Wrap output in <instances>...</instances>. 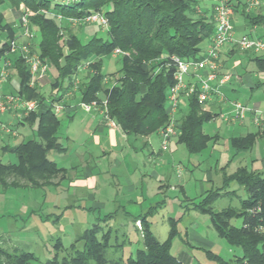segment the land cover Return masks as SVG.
Returning a JSON list of instances; mask_svg holds the SVG:
<instances>
[{"label":"trees","instance_id":"trees-1","mask_svg":"<svg viewBox=\"0 0 264 264\" xmlns=\"http://www.w3.org/2000/svg\"><path fill=\"white\" fill-rule=\"evenodd\" d=\"M6 3L15 12L19 4H23L24 9L34 11L28 15L30 28L37 40L34 49L42 61L54 68L56 89L61 88V92H64V86L70 83L79 66L89 62L93 73L79 84V98L85 102L106 101L108 116L127 139L145 136L169 122L166 96L175 82V66L171 56L201 58L203 41L214 30L213 21L198 13L199 0H0V36L4 33L0 41V56L7 49L8 41L16 37L14 22L7 21L2 11ZM95 11L103 12L108 19L105 38L95 34L83 41L64 20L56 17L79 18ZM21 12L19 10L17 13ZM246 18L251 25L261 27L264 39V13H248ZM116 48L125 54L121 59L120 75L108 85L104 82L101 58L110 55ZM153 61L157 63L153 64ZM254 62L259 70L264 71V58L256 57ZM12 64L17 77L16 93L26 100L38 97L36 86L29 85L30 75L23 60L14 57ZM186 100L187 109L177 120V142L185 147L188 154H198L214 138V135L205 133L202 126L217 114L202 111L196 92ZM37 101L38 109L23 118L29 125H35L34 137L0 147L3 153H12L16 157L15 162L4 163L0 160L2 188L26 186L45 190L57 186L66 177V169L48 156L50 151L65 150L58 139L60 119L44 103V99ZM260 136H264V130L230 137L229 145L233 150L231 159L249 150ZM57 177L59 179L54 183ZM221 180L219 187L206 190L199 201L191 202V206L207 214L217 235L229 245L239 246L242 254L224 259L205 250V255L216 264H264V234L242 227L248 207L260 205L264 211L262 172L241 165L231 174L223 170ZM232 182L243 187L245 198L241 199L238 208L227 206L214 210L216 199L235 193L226 189ZM150 213L148 211L134 219H138L143 226L142 246L125 259L122 255L111 259L107 257V250L111 247L110 230L105 232L99 222L111 219L113 214L108 213L76 237L68 247V255L58 258L57 249L63 245L59 239L56 240V251L44 264H181L170 251L172 240L178 235V219H170L168 236L160 241L150 229L147 219ZM234 218L240 219L238 226L231 224ZM78 242L82 243L80 248L74 246ZM35 258L33 252L17 248L8 250L0 246V264H29Z\"/></svg>","mask_w":264,"mask_h":264},{"label":"rangeland","instance_id":"rangeland-1","mask_svg":"<svg viewBox=\"0 0 264 264\" xmlns=\"http://www.w3.org/2000/svg\"><path fill=\"white\" fill-rule=\"evenodd\" d=\"M215 1L216 0H199V6H205L207 9H212L213 11L212 6L214 5ZM18 8V11L22 8L24 9L23 4H19ZM104 8L105 6L101 9ZM196 9L199 11L200 7ZM24 10H26V13L29 15L34 13V11L30 10L29 8ZM2 11L6 20L9 22L18 19V11H13L10 5L7 3L2 6ZM198 13L200 15H204L203 12ZM210 20L213 21V16ZM66 25H68L72 32L83 41L90 39L95 34L105 38L106 30L108 29L106 27H102L98 23L70 25L67 23ZM241 32L242 34L249 33L251 32V29L248 27H241L239 34H241ZM258 32H260V30ZM3 36L4 33L1 34L0 41L2 40ZM21 38V36H17V40ZM19 41L22 42L21 40ZM33 42H37L36 38H34ZM235 49L240 53L247 52V50L241 51L237 48ZM124 54L125 52L121 51V53H111L110 55H106L101 58V67L105 76L104 82L106 84L111 85L120 75V68L122 65L121 59ZM12 59H14V57H12ZM218 61L220 65V55ZM155 63H157V61H153V64ZM11 65L12 66L9 68L6 81H4L0 87L1 94H17L16 87L9 90V88L6 86L10 83V81H17L15 69L13 64ZM248 71L254 80L260 79L262 80L260 82L264 83V72H260L257 66L253 64L248 68ZM218 72L219 70L217 73ZM92 73L93 72L89 66H86L85 64H82V67L77 69V72L73 74V76L77 78V86H71V83H69L70 85L67 84L64 86L66 87L65 91L71 90L68 98L62 101L64 106L70 107L72 105L78 104V102L81 101L79 98L78 86L87 80ZM225 74L230 76L232 75L230 72H224L222 73V76ZM55 75L56 73L54 68L48 66V71L45 78L38 84L34 83L31 85L36 86L37 93H39V96L34 97L33 99H46L52 96L54 91L62 90L61 88L60 90L56 89L54 78ZM69 86L72 88H69ZM220 94L222 95L221 104L224 108V115H226V112L229 109L230 101H238L243 104L248 101L252 103L254 102L252 99L253 97H249L248 89L239 88L237 93H235L231 91L230 86H225L223 87V91L220 92ZM258 95L259 100L261 102L263 101L262 103H264V94L258 93ZM187 98L188 96L182 95L180 98V104L178 106L179 110L174 114V118L178 124L179 122L177 120H179L181 114L187 109ZM22 99L26 100L25 98ZM74 99L76 100L75 103L71 104V100ZM202 107H204V105H202ZM210 110L213 114L217 113L215 107H212ZM101 111H103V107L99 105L97 107V112L101 113ZM202 111L209 112L206 109H202ZM61 113L58 115L59 119L61 120L58 139L66 149L62 152L50 151L48 156L50 159L55 160L59 166L65 167V175L67 177L73 173V167L78 166L83 162V159L88 157V153L92 154L93 157L95 155H99L100 149H102L101 146H106L108 140L105 139L103 142H101V146H96L94 145L93 133L82 131L81 127L83 126L84 122H81L80 119L84 116L90 117L91 113L84 112L77 108V114L71 123H69L67 117ZM6 115L2 117L1 121L5 124H10V126H12L14 130L17 131V134L13 136L11 133L0 131V138L4 137L7 139V137L10 136L11 138L8 141L9 144L18 143L24 140L26 137L18 133V126L16 125L14 118L13 122L11 121L12 119ZM103 119L105 118L103 117ZM160 129L161 128H158L154 132L148 133L145 136H135L130 138L131 143L137 149V151L130 149V144H126L120 136H117L116 141L119 145L109 153V161L107 162L104 158L96 161V164L99 168L96 170V174L98 175L99 189L101 192L94 195L95 197L93 199L104 203L101 208L90 209V206L93 204V201L91 200L93 199L87 197L83 190H68V187L66 188L68 178L64 179L59 185L61 186L60 189L62 192H55L54 188H47L45 189L46 191H44V189L41 188L26 186H13L8 188H2L0 186V246L8 250L17 248L18 250L33 252L36 258L35 260L29 262V264H44L54 255L56 251L54 248V243L59 239L63 247L57 249L58 258L68 255L70 252L68 247L74 242L76 237L79 236L84 229L90 227L98 219L105 216L106 212L113 210L109 193L112 189H117L118 184L119 186L122 185V182H120L122 178H119L120 181L117 182V178L120 176L116 173L117 169L114 168V160H118L119 162L122 161L125 166H122V168L119 169L123 170V172L121 171L119 173L130 178L132 181H135L138 177H141V174L146 173L149 176L151 171L154 170L152 166H156V172H158L157 165H161L164 162V166H166L165 170L170 171L171 173L170 182L172 184H174L179 179L176 176L175 167L173 164L180 162V164H183L182 166L185 167V169H187V166H189L190 173L193 172V177L187 180V184L189 190H194L195 186H198L197 180L201 177L200 170L195 168L197 161L200 162V160L203 159L204 162H200V169H206L205 160L207 159L209 161L214 159L213 157L215 154H217V150H215L216 152L214 153L211 152L210 146L213 143L217 142L220 147H224L225 145L230 147L229 143L227 144L225 139L231 131H229L228 124L223 120L222 117H220V114H217L213 119L203 124L202 130L209 135H214V138L207 142L208 148H205L198 154H188L185 147L177 142V136L172 138L167 150H162L160 147L159 137ZM28 133V138L34 137V127L32 130H30V132L28 129ZM2 145L3 142L1 140L0 147ZM122 145L125 147L123 148V151H119V148ZM150 151L157 153V156H153L155 157L153 158V163H151L149 160V155L151 154H149ZM0 160L4 163L15 162L16 157L12 153H2L0 150ZM254 162L257 163V166L255 165L252 167L251 164ZM191 164H194V168L191 166ZM239 165H246L250 169H254L256 167L255 169L262 172L264 177V136L257 137L250 150L241 153L240 156L235 159L226 170L224 169L225 166L223 169H219L218 176H222L223 170L227 174H231L228 172H234V168ZM124 167L126 168L127 174L124 173ZM185 169L184 174H186ZM112 173L113 175H111ZM186 177H188V175ZM58 179V177L55 178L53 180L54 183L57 182ZM154 185L156 184L154 183ZM211 188L217 187L212 186L210 189ZM226 189L229 191L234 190L235 193L225 194L216 199L213 203L214 210L218 211L227 206L238 208L241 199L245 198L246 196V192L243 187L234 182L230 183ZM190 196L194 195L191 194ZM181 198L182 197L179 194H176L169 188H164L162 193L157 197L156 200L164 199L166 202V208L164 207L161 209V211H158L154 223L151 226L154 234L159 240H163L166 237V231L168 228L166 221L167 218L176 217L180 214L181 211L177 207L182 202L185 204V201H182ZM177 199L179 201H177ZM197 200L198 199H196V201ZM70 204L71 206H69ZM137 216L126 215V213H123L122 209H119L117 217L111 222L112 227L110 226L109 221H111V219L114 217V214L107 222H99L103 226V230L105 232L107 229L110 230L109 243L111 244V247L107 250V257L109 259L119 256L120 253L122 255V251V258L125 259V257L133 254L137 248L142 246L141 242L143 226L138 219L134 220ZM191 223H193L192 225H195L193 229H191ZM231 224L238 226L240 224V219H232ZM179 230L180 233L178 231V235L173 238L174 241L171 247V252L175 254L180 250H182V252L188 250L190 257L192 258V264H216L215 261L207 258L205 255V250H210L213 253L220 255L224 259H232L234 257L241 256L242 254L241 248L239 246H231L225 239L217 235L207 214L197 213V215H195L194 212H190L184 215L180 223ZM184 230L188 232L189 236L191 233H197L202 241L190 239L192 247L188 248L186 245L188 243L186 242V237L183 232ZM115 233L116 239L114 238ZM81 244V242H78L75 243L74 246L80 248Z\"/></svg>","mask_w":264,"mask_h":264},{"label":"crops","instance_id":"crops-1","mask_svg":"<svg viewBox=\"0 0 264 264\" xmlns=\"http://www.w3.org/2000/svg\"><path fill=\"white\" fill-rule=\"evenodd\" d=\"M232 3H233V7H234V12L232 15V23L234 25L235 34L240 35L239 33H240L241 27L242 28L248 27L251 29V32H249V33H253L252 35H255L258 37H262L261 27L256 26V25H251L249 23L248 19L246 18V15L248 13H250V14L264 13V0H260L258 6L250 5L248 3V0H232ZM199 7H200L199 12H203L204 15L208 19L212 18V16H213L212 9H207V7H205V6H199ZM10 22H14V24H15L14 28H15L16 36H18V31H17V26H16L17 25V19L14 21L12 20ZM259 30H260V32H258ZM241 34H242V32H241ZM209 40H210V34H208V36L205 38V40L203 42L201 54L204 52L205 48L209 44ZM256 57H259L260 59L264 58V52L247 51L245 53H240L235 48L226 45L222 49V51L220 52V60H221L220 62L221 63L219 66V72L217 73V79L210 80V85L213 87H216L217 90L219 91V93L223 91V87H225V86H230L231 91L235 92V93H237V90L239 88L240 89H248L249 97L250 98L253 97L252 99L254 102L252 103V102L248 101L245 104H247L248 106H252V107H263L264 103H262L263 101L261 102L259 100L258 93L264 94L263 93L264 92V89H263L264 83L260 82V81H262L260 79L254 80V78L252 77V75L248 71V68L250 66H252L253 64L255 66H257V64L254 62V59ZM259 71L264 72L261 70H259ZM224 72H230V74H232L231 78L228 82L223 83V84H219L218 79L222 76V73H224ZM187 81H191V77H187ZM13 85H14V87H13ZM6 86L9 88V90L12 88H15L17 86V81H10V83L7 84ZM253 95H255V96H253ZM75 101H76L75 99L71 100V104H74ZM212 107H215L217 110L216 111L217 113H215V114L223 113L224 108H223V105L221 104V98L219 97L218 93H213L210 96V98L205 102L204 107H202V109L203 110L206 109L212 113V111L210 110ZM18 112H19L18 110L11 107L10 110L7 113H5L4 115L7 114L6 116L10 117V119H12L11 121H13V118H14V121H15L16 125L18 126V129H17L18 133L20 135L25 136L26 138L24 140H27V139H29L28 138V135H29L28 129L30 132V130H32V128L34 127V131H35V125H29L28 123H26L24 121L23 118H24V116H26V114H24L23 117H20L18 120H16L18 118L17 117ZM61 114H64L67 117V119L69 120V123H71L72 120L74 119L75 115L77 114V108H73L70 106L66 110L62 111ZM58 115H56V116L58 117ZM80 121L84 122L83 126L81 127L82 131H86L87 133H90V132L93 133L94 145L101 146V142H103V140H105V139L108 140V143L106 144V146H103V145L101 146L102 149H100L99 155H95L93 157L92 154L88 153V157L86 159H83L82 160L83 162L80 163L78 166L73 167L72 168L73 173L70 174L69 176L65 177L64 179L68 178L67 179V186H66V188L68 187L67 188L68 190L69 189L83 190L85 192L84 194L87 197H89L90 199H93L95 197L94 195L99 194L101 192V190L99 189L98 175L96 174V170L99 169L97 164H96V161H99L100 159H103V158L106 159L107 162L109 161V153L112 152L113 149L117 148V146L119 145L118 142L116 141V137L120 136L126 144H130V149H132L134 151H137V149L133 146L130 139H127V137L118 129V126L115 128L108 126L105 119H103V117L101 116V114L99 112L93 111L90 114V117L84 116L83 118L80 119ZM226 123L229 126V131H231L230 134L227 135L226 139H225L227 144L229 143V138L232 136H243L247 133H255L257 131H261L252 124L249 115H247L243 120L226 122ZM60 125H61V120H60ZM91 129H93V130H91ZM107 129H108V131H107ZM59 130H60V126H59ZM59 130H58V133H59ZM218 135H220V134H218ZM10 138H11L10 136H8L7 139H5L4 137H1L0 141L2 140V142H3L2 146L6 145V144L11 145L8 143ZM61 145H62V143H61ZM124 147L125 146L122 145L119 148V151H123ZM216 147H217V149H216ZM207 148L208 147H206V149ZM210 148H211L212 153L216 152L215 150H217V154H215V156L213 157L214 159H211L209 161L207 159L205 160L206 169L205 168L203 170L200 169V167H201L200 162L201 161L204 162L203 159L200 160V162L197 161L195 168L200 170L201 177H200V179L197 180L198 186L197 187L195 186L194 190H189L188 184H187V182H188L187 180H189V179H191V177H193L192 176L193 172H191L192 173L191 174L189 171L190 170L189 166H187V169H185V167L182 166L183 164H180V162L173 164V166L175 167L176 176L179 179L174 184H172L170 182L171 181V177H170L171 173H170V171L165 170L166 166H164V162L161 165L160 164L157 165L158 172H156V168H155L156 166L155 167L152 166L154 170L151 171L149 176L146 173L141 174L140 175L141 177H138L135 181H132L130 178H128L124 175H121L119 173L121 171L123 172V170H119V169H121L122 166H125L122 163V161L119 162L118 160H114L113 161L114 162V168L117 169V171L116 170L115 171L120 176L117 178V182L120 181L119 178H122V180L120 181V182H122V185L119 186V184H118L117 189H115V190L112 189L109 193L110 199H111L110 201H112V209L113 210L110 212H106L105 214H108V213L114 214V217L111 219V221H109L110 226L112 227L111 222H112V220H114L117 217L119 209H122L124 214L126 213V215H130V216H137V215H141V214H144V213L150 211L151 213L149 214L147 219L150 223V229L152 230L151 226L154 223L156 214L158 213V211H161V209H163L166 205V202L164 199H161V200H156V199L162 193V190H164V188H169L173 192H175L176 194H179L182 197L181 198L182 201H185V204H183V202H182L181 204L178 205L177 208H179L181 211L178 216L167 218L166 221H167L168 228L166 231L165 239L167 238L169 230H170V222H169L170 219H178L176 227L180 233L179 227H180V223H181L184 215H186L190 212H194L195 215H197V213L202 214L199 211L192 208L191 202L195 203V202L199 201L201 199L203 193L206 190L210 189V187H212V186L219 187L221 185V181H222L221 176H218L219 169H223V167L225 166L224 169L226 170L230 166V164L235 159H237L241 154V153H239L236 156H234L233 159H231V156L233 155L232 148L228 147L226 145L224 147H222V146L220 147V145L217 142L213 143L210 146ZM247 151H245V152H247ZM149 154H150L149 160L151 161V163H153L154 162L153 158H155L153 156H157V153H155L154 151H150ZM56 164L58 165L57 162H56ZM251 165H252V167H254L255 165L257 166V163L254 162ZM191 166L194 168V164H191ZM239 166H241V165H239ZM244 166H246V165H244ZM60 167H63V166H60ZM237 167H235L234 170ZM63 168L65 169V167H63ZM255 168L254 169L248 168V169L253 170V171H259V170H256ZM184 169L186 170V172H185L186 174H184ZM193 171H194V169H193ZM172 172H173V170H172ZM124 173L127 174L126 168L124 169ZM228 173H232V172H228ZM107 174H108V172H107ZM219 174H221V173H219ZM111 175H113V173ZM187 175H188V177H186ZM151 179H153V180H151ZM63 180H61L57 186L51 187V188H54L55 192H62V190L60 189L61 186H59V185L61 184V182ZM148 183H150V184H148ZM154 183L156 185H154ZM44 191H46V190H44ZM227 191H229V190H227ZM191 194H193L194 196H190ZM196 199H198V200L196 201ZM91 201H93V204L90 206V209L91 208H93V209L101 208L104 205L103 202H100V201H97L94 199ZM177 201H179V200L177 199ZM69 206H71V204ZM69 206H67V207H69ZM192 224L193 223H191V226H192L191 229H193L195 227V225H192ZM152 232H153V230H152ZM183 232H184L185 237H186V242L188 243V244H186L188 248L192 247L190 239H194L196 241H202V239H200V236L197 233L196 234L191 233V235L189 236V234L186 230H184ZM153 234H154V232H153ZM165 239H163V240H165ZM163 240H160V241H163ZM173 241H174V239L172 240V244H173ZM171 254L174 255L180 261L181 264H192V258L190 257L188 250H185L184 252H182V250H180V251H177L175 254H173L171 252ZM122 255H123V251H122Z\"/></svg>","mask_w":264,"mask_h":264},{"label":"built area","instance_id":"built-area-1","mask_svg":"<svg viewBox=\"0 0 264 264\" xmlns=\"http://www.w3.org/2000/svg\"><path fill=\"white\" fill-rule=\"evenodd\" d=\"M259 0H248L250 5H258ZM17 19L18 36L21 39L17 40V36L10 39L7 43V49L0 56V87L9 73V68L12 66V57H19L27 66L30 81L29 85L38 84L42 81L48 71V63L42 61L38 53L34 49L35 32L30 28L28 13L22 8ZM234 7L232 0H216L213 5V24L214 30L210 35L209 44L202 53L199 59H182L178 56H171L175 71L173 74L174 84L169 87L166 96V107L169 113V122L159 130L160 147L162 150H167L171 140L179 133L178 123L174 118V114L178 110L180 98L182 95L189 96L196 92V98L199 104L204 105L213 93H218L222 100V95L216 87L210 85V80L217 79V71L219 70V55L222 49L228 45L237 48L241 51L264 52V39L244 33L235 34L234 25L232 23V15ZM58 20H64L68 24H83V23H98L102 27L108 28V19L101 11L91 12L79 18H64L61 15H56ZM21 40L22 42H20ZM113 54L121 53L116 48ZM88 61L84 62L86 66ZM82 65L79 66L81 68ZM78 68V69H79ZM202 73V74H201ZM187 77H191V81H187ZM230 75H223L218 79L219 84L226 83L230 80ZM71 86H77L78 81L75 76L71 78ZM70 86V87H71ZM69 87V88H70ZM72 88V87H71ZM74 90V87H73ZM71 90L64 92L54 91L53 95L44 99V103L49 105L51 111L58 115L68 107L62 104L64 99H67ZM57 98V99H56ZM53 99H55L53 101ZM38 101L35 99L23 100L18 94H1L0 88V131L11 133L13 136L17 134L10 124H5L1 121L3 115L10 108L18 110V120L24 114L36 111L38 109ZM101 105L103 111L101 116L110 127H117L115 121L107 114L106 101L98 103L96 100L90 102L79 101L78 104L72 105L73 108L81 109L84 112H97V107ZM105 112V113H104ZM247 115L250 116L252 124L259 130H264V106L252 107L238 101H230L229 109L224 113H220V117L226 122L243 120ZM246 220L242 223L244 229H253L257 233L264 234V211L260 205H253L246 210ZM256 218V219H255Z\"/></svg>","mask_w":264,"mask_h":264}]
</instances>
